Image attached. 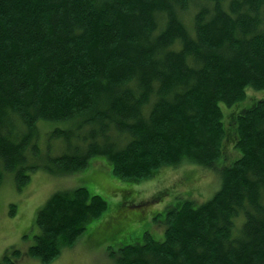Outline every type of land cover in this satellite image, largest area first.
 Masks as SVG:
<instances>
[{
	"label": "trees",
	"instance_id": "obj_1",
	"mask_svg": "<svg viewBox=\"0 0 264 264\" xmlns=\"http://www.w3.org/2000/svg\"><path fill=\"white\" fill-rule=\"evenodd\" d=\"M249 86L264 89V0H0V184L22 190L36 171L72 174L96 156L124 180L212 167L213 197L169 207L164 239L146 231L119 264H264V98L237 127L228 113L227 129L220 106ZM46 125L59 154L42 144ZM230 140L241 156L226 166ZM107 207L86 186L56 191L26 255L51 264ZM13 253L0 264H19Z\"/></svg>",
	"mask_w": 264,
	"mask_h": 264
},
{
	"label": "rangeland",
	"instance_id": "obj_2",
	"mask_svg": "<svg viewBox=\"0 0 264 264\" xmlns=\"http://www.w3.org/2000/svg\"><path fill=\"white\" fill-rule=\"evenodd\" d=\"M261 98H264V89L255 90L249 86L243 101L233 105L220 102L225 128L228 113L236 112L234 119L237 127L238 114ZM58 123H52V126ZM229 123L232 124V120ZM49 132V125L41 131L43 146L51 143L52 153H61L64 150L63 140H48ZM228 134L230 137L234 134L229 124ZM235 150L233 141L227 142L220 158L224 160L226 152V166L241 156L236 147ZM221 183L220 170L192 161L162 167L155 176L142 181L124 180L114 174L111 163L103 156L91 158L87 167L72 174L36 171L22 190L16 188L13 177L8 175L0 184V260L6 254L15 260L13 252L20 250L23 257L19 264H42L26 253L39 232L35 225L37 213L56 191L86 186L92 194L102 195L108 201V207L98 218L89 221L75 245L65 247L51 264H119L120 248L142 242L146 231L156 240L164 239L169 207L184 199L207 201L221 187ZM164 190L169 191L164 194ZM12 205L15 206L14 214H11Z\"/></svg>",
	"mask_w": 264,
	"mask_h": 264
}]
</instances>
